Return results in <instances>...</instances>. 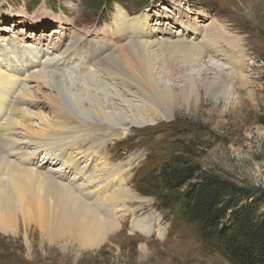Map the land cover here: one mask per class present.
Listing matches in <instances>:
<instances>
[{
  "label": "bare ground",
  "instance_id": "6f19581e",
  "mask_svg": "<svg viewBox=\"0 0 264 264\" xmlns=\"http://www.w3.org/2000/svg\"><path fill=\"white\" fill-rule=\"evenodd\" d=\"M120 21L111 31L113 39L120 41L117 52L111 49L108 34L102 33L94 35L99 36L94 43L73 33L70 44L59 52L56 40L42 47V34L36 40H26L30 38L26 30L19 35L0 34V235L20 236L28 257L32 252L29 234L33 231L50 243L62 241L64 246L73 244L84 250L99 247L118 229L121 207L128 209L132 198L120 178L124 172L121 163H106L108 144L125 138L133 127L170 119L178 96L187 101L193 95L198 100L201 87H208L207 79L187 74V88L178 93L170 82L173 64L193 61L201 65L215 58L223 61L228 70L223 80L226 100L235 82L241 86L249 83L244 66L249 55L242 39L230 35L216 21L206 22L200 36V31L180 20L174 36L170 29L161 35L145 17L135 16L131 18L135 35L124 42L118 39L126 28ZM14 32L11 28L9 33ZM172 55L179 59L170 60ZM162 67L169 79L161 83L155 73ZM21 75L23 80H34L53 92L43 97L54 108L55 117L46 127L31 122L32 114L23 107L28 103L41 110L43 105L30 96L36 102L25 99L28 96L23 92L28 87L20 81ZM21 83L19 90L15 89ZM74 84L93 90L95 102L84 101L79 93L72 92ZM99 148L106 149L105 153ZM98 153L103 161L96 162ZM78 156L84 158V164ZM37 157H41L39 162ZM93 160L95 164L90 167ZM108 185L112 187L109 194H102ZM106 205L108 211L99 207Z\"/></svg>",
  "mask_w": 264,
  "mask_h": 264
},
{
  "label": "rangeland",
  "instance_id": "374dc122",
  "mask_svg": "<svg viewBox=\"0 0 264 264\" xmlns=\"http://www.w3.org/2000/svg\"><path fill=\"white\" fill-rule=\"evenodd\" d=\"M135 16L145 17L154 29L159 28L161 35L167 31L164 29H170L174 35L181 20L195 27L201 36L204 24L216 21L230 35L242 39V47L249 55L248 63L244 64L247 71L243 68L249 75V83L241 86L235 82L226 100L223 80L228 70L223 61L215 58L206 59L201 65L193 61L173 64L169 81L178 93L187 88V74L207 79L208 87H201L199 99L191 95L185 101L178 96L170 119L133 127L125 138L108 144L107 151L99 148L102 154L106 151L108 165L121 163L124 172L120 178L132 198L130 209L121 207L118 229L109 233L99 247L78 250L76 245L64 246L62 241L50 243L44 235L40 237L39 232H34L32 225L29 257L20 236L0 235V264H231L217 253L206 252L194 226L178 217L176 207H166L161 200L163 193L158 191L155 177L165 161L178 160L197 166L198 172L218 174L251 191L255 197L252 200L262 204L258 211L264 210V0H0V34L9 36L26 30L30 32L26 40L34 37L36 40L42 34L45 36L42 47L56 40L59 52L70 44L73 33L91 43L99 37L94 35L102 33L108 34L111 49L117 52L120 41L113 39L111 31L124 17L120 22L126 28L118 39L132 40L130 37L135 34L131 18ZM11 28L17 32L9 33ZM236 51L242 59V51ZM43 52L39 53L40 57ZM178 59L172 55L170 60ZM161 70H156L155 77L162 83L169 77L165 68ZM23 77L20 76V81H25L28 87L23 92V96H28L25 99L32 97L43 105L41 110L32 104L23 105L33 118L27 122L46 127L55 117L54 108L43 97L53 92ZM70 90L79 93L84 101L95 102L97 98L93 90L80 88L79 84ZM86 131L94 133L91 129ZM102 154L98 153L96 162L103 161ZM40 158L35 161L39 162ZM77 160L85 163L81 156ZM93 164L94 160L90 167ZM111 188L108 185L105 192H100L109 194ZM181 191L176 190L172 196ZM99 207L110 209L108 205Z\"/></svg>",
  "mask_w": 264,
  "mask_h": 264
},
{
  "label": "trees",
  "instance_id": "16d2710c",
  "mask_svg": "<svg viewBox=\"0 0 264 264\" xmlns=\"http://www.w3.org/2000/svg\"><path fill=\"white\" fill-rule=\"evenodd\" d=\"M195 165L165 161L155 177L166 207L193 225L208 253L231 264H264V210L246 188ZM176 190H182L172 196ZM160 197V195H159Z\"/></svg>",
  "mask_w": 264,
  "mask_h": 264
}]
</instances>
